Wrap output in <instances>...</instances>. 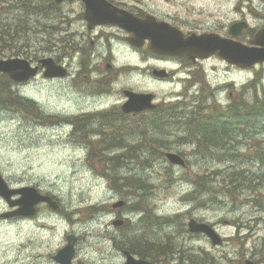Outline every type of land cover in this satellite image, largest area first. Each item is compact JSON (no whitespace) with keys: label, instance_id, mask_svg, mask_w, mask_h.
Here are the masks:
<instances>
[{"label":"rangeland","instance_id":"rangeland-1","mask_svg":"<svg viewBox=\"0 0 264 264\" xmlns=\"http://www.w3.org/2000/svg\"><path fill=\"white\" fill-rule=\"evenodd\" d=\"M153 1L150 0L149 3ZM177 1L183 6L184 12L181 16L191 15L205 21V26L215 21L217 16H222V11L216 7L219 2L228 3V9L233 10L234 6L243 2V0ZM2 5H0V24L8 23L13 27L11 31L18 29L17 43L27 42L28 45L23 48L20 55H14L11 50L16 49L14 47L16 42L12 43L10 40L7 45L5 41L9 35L4 31L5 33L0 34L4 39H0V44L7 45V48H4L6 53L0 58L14 56L29 58L28 56L32 55L35 57L42 40L40 38L44 35L41 26L50 23L49 17L30 10L28 15L18 8L10 9L11 4ZM181 5L168 9L171 12L175 9L181 11ZM245 10L246 22L250 29L257 31L264 27V0H246ZM229 15L231 19L243 17L238 11H230ZM132 58L135 61L139 59L136 55H132ZM215 65L217 69H214L217 72L209 73V79L214 86L234 83V89L231 90L232 97L228 96L229 91L220 95L225 102L231 99V102L239 100L243 94L246 99V87L242 88L250 83L255 73L257 78L258 75L262 77L256 87L258 93L263 94L264 70L235 69L234 73L226 76L223 73L224 64L216 58L209 61L208 68ZM40 77L41 75L31 82L30 90L23 93L34 101L38 108L35 114L33 108L28 112L25 108L10 106L11 103L7 102V99H5V108L0 109V173L12 187L33 185L45 194L54 195L58 198L62 210H54L48 204H41L39 213L32 219L0 216V264H58L53 259V255L67 244V235L70 234L77 237L73 264H124L126 255L121 245L128 235H145L156 238L162 243L170 242L172 247H175L171 258L168 257L166 261L147 258L157 264H245L246 259L264 264V209L258 204V201H262V204L264 202V162L256 160L257 151L260 148L264 149L263 127L258 125L251 128L248 134H246V121L230 127V130H233L231 137L233 141H228V144L232 145L233 149L235 147L238 154L245 155L237 157L230 172L243 171L247 183L253 186V190L249 189L243 182L238 186L242 191H235L233 194L229 191L224 193L219 189L213 192L204 191L201 183L197 184V180L195 181L198 177L202 180L203 173L213 172L217 168H228L231 163H220L219 159L213 156L210 158L203 155L200 152L203 149L193 145L189 139L177 140V134L166 138L160 133L154 142L166 146L158 152L162 156L154 160L151 167L142 166L137 157L117 170L119 174L125 176L140 175L153 184L152 191L146 194L144 202L141 203L142 210L132 211L128 206L133 205L137 197L124 192L126 188L120 179H116L114 183L111 177L116 174V170L103 169L106 164L103 165L101 161L104 157H115L114 154L121 152V147L125 146H120L112 152L110 150L103 152L105 149L101 143H90V149L96 151V154L85 158L84 154H79V151H85L84 144H79L77 147L68 143L65 138H57L61 132L66 133L68 127L51 126L53 121L55 123L60 120L59 116L53 114L70 109L72 107L70 97H76L81 92L73 83L60 81L45 83ZM117 83L120 84V88L115 87V91L120 92L114 96V99H122V103L125 102L124 95H121L122 88L154 91L158 94L160 102V99L167 98L170 93L183 87L182 83L153 84L146 78L136 79L132 76L121 77ZM199 87L203 92L204 86L198 85L197 89ZM210 92L209 89L208 94ZM12 94L18 96L17 93ZM87 95L84 93L82 97L86 100ZM251 95L250 93L247 96ZM6 96L4 93L3 97ZM110 102V99H104L97 103L105 108ZM213 103L222 109L228 108L218 102ZM200 104L197 99L183 100L181 114L196 111ZM208 105L209 103L203 106ZM180 124L179 121H171L168 122L167 128L174 129ZM151 136L152 134L148 132L144 135L139 131L135 143L129 142L126 146L131 150L137 148L136 153L139 148L143 156L149 151L147 138H152ZM132 138L129 137V140ZM111 146L112 144H105L107 149ZM166 152L183 153L188 157L187 166L171 164L165 157ZM104 170L109 173V177ZM237 178L239 181L243 180L242 177L237 176ZM222 179H224L222 176L216 179L215 185L218 188L223 184ZM115 185L121 188H116ZM225 187L231 188L229 185ZM218 193L221 195L217 196ZM256 196L257 198H254ZM121 199L126 202L125 206L114 209L112 204ZM89 205H96L98 209H87ZM144 207L163 218H170L169 221L162 219L159 224L149 225L147 219L142 217L143 210H146ZM9 209L7 202L0 197V215ZM77 209H79L78 213ZM118 217L126 219L127 223L123 227L113 224ZM191 218L214 225L225 238V243L216 246L205 235L191 234L188 230V222Z\"/></svg>","mask_w":264,"mask_h":264},{"label":"flooded vegetation","instance_id":"flooded-vegetation-1","mask_svg":"<svg viewBox=\"0 0 264 264\" xmlns=\"http://www.w3.org/2000/svg\"><path fill=\"white\" fill-rule=\"evenodd\" d=\"M149 2L150 0L148 2L147 0H94L92 3L94 11H88L85 0H64L62 2L52 0L51 5H47L43 12L49 17L50 23L41 26V32L44 35L40 38L42 40L38 46L39 51L35 52V57L32 55L27 58L34 66L38 67V76L29 81L18 82L13 81L7 73L0 74V78L3 77L7 81L9 91L12 90L18 96H25L23 93L30 90L31 82L40 75L41 81L45 83L59 81L73 83L81 93L76 97H70L72 107L63 113L53 114L59 116L67 124H55L53 121L51 126L54 128L68 127V131L61 132L57 138H65L68 143L77 145V147L79 144H84L86 149L79 151V154H84L85 158L96 154V151L90 149V143H101L105 149L103 152L106 150L112 152L120 146H125L121 147V152L114 155L123 153L131 156V148L126 144L135 143L134 140L139 131H142L144 135H147V132L152 134L153 139L163 133L166 138L169 135L170 138L177 134V140L197 141L199 137L192 136L194 135L193 131L186 128L185 122L179 121L181 124L177 126L178 129L177 127L169 129L167 128L168 122L159 118L165 116L172 102H179L182 107L183 100H188V98L197 99L203 105L218 102L229 107L232 104V99L225 102L220 95L229 91L228 96L232 97L231 90L234 89V83L214 86V83L209 79V73L216 71L217 65L208 68L211 59L216 58L224 64L223 73L226 76L234 73L235 69L246 71V68L233 64L218 54L207 58H192L186 54L159 53L151 47L152 38L136 37L133 31H129L119 24L122 14H129L141 21L149 19L151 21L148 25L150 28L157 23L165 24L180 32L185 38L193 34L213 33L222 39L235 40L244 45L253 46L257 31L250 29L249 26L246 29V26L239 25L246 23V0L234 6V10L228 9V3L219 2L216 7L223 14L221 17L217 16L216 20L207 26H205V21L191 15L181 16L184 10H182L181 2L177 0ZM178 4L181 5V11L175 9L171 12L168 9L169 7L175 8ZM106 10L109 12L107 17L103 13ZM230 11H238L243 17L231 19L229 18ZM237 24L238 27H236ZM132 55L138 56V61L133 60ZM46 58H51L56 64L63 66L67 74L54 78L46 76L47 69L42 63V60ZM258 69L264 70V63L248 70ZM124 76H132L136 79L138 77L146 78L153 84L182 83L183 87L170 93L167 98L160 99V102L158 94L154 91L122 88V94H120L124 95L125 101L128 99L125 91L132 90L152 93L156 103L155 108L140 112H126L123 109L122 99H114V96L120 92L115 91L116 88H120V84L117 82ZM256 79L257 77L254 76L251 82L245 84L242 89L253 86ZM198 85L204 86L203 92L200 87L197 89ZM209 89L211 95L208 94ZM84 93L88 94L86 100L82 97ZM104 99L111 100L108 107L105 108L97 103ZM182 115L185 117L187 113L183 112ZM213 132L216 136L217 128ZM181 133L183 135L180 136ZM222 134L225 135L224 130ZM232 134L233 130L229 129L225 140L233 141ZM129 137L133 138L129 140ZM105 144H112V146L107 149ZM180 154L188 158L183 153L180 152ZM40 208L41 205L38 210ZM23 219L32 218L23 217ZM191 234L194 235V233ZM134 256L138 259H147L136 252ZM249 261L257 264L252 259H246V264Z\"/></svg>","mask_w":264,"mask_h":264},{"label":"trees","instance_id":"trees-1","mask_svg":"<svg viewBox=\"0 0 264 264\" xmlns=\"http://www.w3.org/2000/svg\"><path fill=\"white\" fill-rule=\"evenodd\" d=\"M52 0H0V5L2 4H11L12 8L10 9H20L23 10L26 14L30 15V11L40 12L44 10V8L47 7V5H51ZM5 5V8H6ZM3 6V5H2ZM8 23H1L0 24V34L1 33H7L9 37L7 38V41L5 43L8 45V41L11 40V42L14 43V47L16 49L11 50L14 55H20V53L23 52V48L27 47L28 43L23 42L17 43L18 38V32L19 30L16 28L11 31V25L9 26ZM5 31V32H4ZM0 39H2V35H0ZM4 40V39H2ZM12 43L10 45H12ZM7 45H1L0 44V56L4 55L6 53L4 48H7ZM9 45V46H10ZM6 82L4 80L0 81V109L5 108V99H7V102L9 101L11 105L15 107H22L25 108L26 111L31 112L32 108L35 111H38V108L36 105L30 101L25 100L19 96H12V92L9 91ZM8 92V93H7ZM4 93H6V97L4 96ZM252 94L251 96H247L248 94ZM181 103H174L171 104V107L166 111V114L164 117L159 118L171 122V121H183L186 123V128L193 131L192 136L199 137L198 140H194L193 145H198L199 148L203 149L200 152H202L203 155L206 156H213V158L219 159L218 161L220 163H231V166H227L228 168H217L213 172H205L203 175H201L202 180L200 177L198 179L196 178L195 181L197 184L201 183V187L204 191L207 192H213L216 189H219L220 191L225 192H231L232 194L235 191H242L239 190L240 184L245 182L249 189L253 190L252 184L246 181V175H244L243 171H233L230 172V169L234 167V163H236L238 156H245L238 154V150L233 149L232 145L228 144V141L225 140L227 138L228 130L231 129L230 127L233 125L241 124V122L246 121V134H248V130L251 128H254L258 125L264 128V95H260L257 91V88L255 86H251L250 88H246V99L245 94L240 97L239 100H235L230 104V106L227 109H222L215 104H211L208 106H199L196 111H191L188 113L185 117L181 114L180 106ZM7 105V107H10ZM213 128V129H212ZM217 128V135L213 132L214 129ZM213 130V131H212ZM224 130L225 135L222 134V131ZM219 131V132H218ZM264 132V129L262 130ZM192 134V133H191ZM189 136V133H188ZM147 137V136H146ZM216 138V139H215ZM155 139L148 137L147 143H148V150L145 155L142 156L141 152L138 151L136 153V149L130 151V155L127 154H117L109 157H104V159H101L104 168H109L112 170H116V174L113 175L112 180L114 183H116V179H120L122 181V185L126 188V193H129L131 195H134L137 197V200L133 205H129L128 208L132 211L134 210H142L141 203L144 202V197H146V194L152 191L153 184H150L146 181V178H143L140 175L137 174H130V175H122L121 173L117 171L118 169H121L128 165L131 160L139 157L138 159L142 163L141 165H147L148 167L152 166V162L154 160H157L162 156V154L158 153L162 147L166 145L157 144L154 142ZM261 145V144H260ZM138 146V145H137ZM224 147V148H223ZM135 154V157H134ZM257 159L260 162H264V149L260 148L257 151ZM211 158V157H210ZM254 160V159H252ZM255 160V161H256ZM106 175L109 177V173L104 170ZM108 171V169H107ZM105 175V176H106ZM244 175V176H243ZM106 176V177H107ZM222 176L221 181L223 182L221 187H217L216 179ZM237 176L242 177L243 180L239 181L237 180ZM194 181V182H195ZM220 181V182H221ZM231 186L230 189H227L225 186ZM116 188H121L119 185H115ZM219 191V192H220ZM221 195V194H217ZM254 198H257L254 197ZM225 199V198H224ZM214 200V199H213ZM223 200V199H222ZM137 202V203H136ZM258 204L261 205V207L264 209V202L262 204V201H258ZM87 209H93L97 210L98 207L96 205H89L86 207ZM146 210H143L144 215L143 218L147 219V223L149 225L153 224H159L162 222L161 220L164 219V221H169L170 218H163L162 216L157 215L156 213H153L152 210H148L146 207H144ZM262 209V210H263ZM79 210L77 211V213ZM130 220L128 221V223ZM181 222V221H179ZM182 224V223H181ZM129 238V239H127ZM122 248L128 249L129 251L136 252L140 254L142 257H151V258H159L160 260L166 261L168 257L171 258L175 247H172V244L170 242H160L156 238H149L145 235H128L126 237V240L124 241L123 245H121ZM146 251H149L146 253ZM154 251V252H152ZM199 264V263H196Z\"/></svg>","mask_w":264,"mask_h":264},{"label":"water","instance_id":"water-1","mask_svg":"<svg viewBox=\"0 0 264 264\" xmlns=\"http://www.w3.org/2000/svg\"><path fill=\"white\" fill-rule=\"evenodd\" d=\"M61 2L63 0H57ZM88 5V11H94L92 3L94 0H85ZM107 17L109 12H103ZM151 23L149 19L141 21L129 14H122L119 24L129 31H133L136 37L152 38V49L159 53L184 55L187 54L192 58H207L213 54H218L233 64L243 67H251L254 64L264 62V28L258 30L255 35L254 46L244 45L235 40L222 39L215 34H193L185 38L180 32L169 28L165 24L148 26ZM248 27V23L239 24ZM238 27V24L237 26ZM46 67L45 75L48 77L65 76L66 69L54 62L51 58L42 60ZM0 73H8L15 81H27L38 73V67L33 66L28 59L20 57L0 58ZM129 97L124 103L123 109L126 112H140L147 108H154L152 102L153 94L144 92H135L131 90L125 91ZM166 157L173 164L186 165L185 159L176 152H167ZM16 195H20L15 199ZM0 196L6 200L13 211L4 213L3 217L14 216H34L37 213V205L41 202L48 203L50 207L57 210L59 208L58 201L51 195L41 193L35 186H24L21 188H12L0 173ZM124 201L120 200L113 204L114 208L124 205ZM116 226L124 224L123 219L114 220ZM189 230L194 233H204L213 245H223L224 239L217 230L207 222H201L194 218L190 219ZM67 244L58 250L54 259L60 264H73V257L76 252V236L68 235ZM127 261L125 264H155L144 259H136L133 254L125 250ZM248 264H253L249 261Z\"/></svg>","mask_w":264,"mask_h":264},{"label":"bare ground","instance_id":"bare-ground-1","mask_svg":"<svg viewBox=\"0 0 264 264\" xmlns=\"http://www.w3.org/2000/svg\"><path fill=\"white\" fill-rule=\"evenodd\" d=\"M126 133V132H125ZM77 210H79V209H77Z\"/></svg>","mask_w":264,"mask_h":264}]
</instances>
